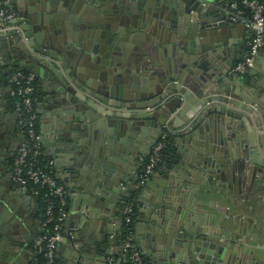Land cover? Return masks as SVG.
I'll use <instances>...</instances> for the list:
<instances>
[{
    "label": "water",
    "instance_id": "1",
    "mask_svg": "<svg viewBox=\"0 0 264 264\" xmlns=\"http://www.w3.org/2000/svg\"><path fill=\"white\" fill-rule=\"evenodd\" d=\"M71 1L76 0H48V3L67 4ZM81 1L89 2L90 5L97 4L96 0ZM162 1L159 2L162 11L174 13L170 5L178 8L181 0ZM185 1L191 3L190 20L192 13L199 18L200 27H197L196 20L193 24L195 30L202 31L206 14L216 10L215 6L206 5L203 0ZM234 1L221 0L222 20L233 13L230 6ZM29 2L33 5L36 3L34 0ZM49 7L39 11L37 18L29 14V8L19 12L16 22L22 25L24 33L0 34V264H27L26 258L30 253L39 254L34 249L33 241L42 233V230L34 231L32 226L37 222L31 221L29 215V206L33 208L36 205L35 198L27 188L14 180L13 171L7 172L4 165L9 152L28 143L20 133L18 124L24 112L12 110L10 101L12 87L9 83L21 72H31L40 77L44 90L41 102L45 103L44 107L51 109L54 116L65 115L71 121L65 127L71 131L69 138L59 135L51 140L71 162L74 161L64 167L65 173L56 174L57 178L70 192L81 188L83 194L79 199V207L74 208L78 209L77 214L70 217L76 218V223L70 230L64 229L66 244L64 246L59 243L57 247V251L68 248L69 260L63 264H89L92 254L102 255L103 264H106L110 255L106 248L110 234L108 228L115 212L121 211L119 224H122L124 208L130 203H135L138 209L135 224L149 222L148 227L154 229L150 224L165 221V236L170 241L168 244L164 243L165 237L154 238L151 235L149 240L145 239L142 243L140 234L136 232L137 243L148 250L143 253V256L150 259L148 264L222 262L227 251L222 241L224 238L219 240V236H212L205 230H193L192 218L185 219L175 209L179 201L174 202L167 194L152 199L148 196L151 191L148 185L137 188L136 184L143 172L144 159L158 140L153 128L158 129L160 112L166 108L168 112L176 113L174 126L183 131L176 134L169 132L176 139L172 137L169 142L168 149L172 153L162 165L168 175L174 173L175 178L182 182L184 180L183 192H190L197 184V174L200 173L198 161L191 157L194 150L198 149L197 135L203 132L202 125L206 123L213 128V135L218 137L222 123L230 120H239L248 127L245 149L256 167L255 177L261 178L258 184H261L264 180V76L257 84L254 79L245 81L239 73H235L233 77L236 79L231 90L225 84L218 94L211 95L204 93L203 89L200 91V88L190 86L183 79L181 71L178 74L168 71L160 76L156 71L148 72L147 80H143L140 85H137L135 78V88L132 89L135 98H131L130 84L124 81L130 77L129 74L125 72V79L119 78L120 83L125 85H113L111 78L107 80L104 76H98L97 70L92 72L97 69L95 62L99 58L95 50H79L76 46L82 40L66 30L60 16L48 15L46 12L55 11ZM35 9L39 10L40 7ZM230 20L233 22V19ZM135 53L143 58L142 47L136 48ZM259 53L262 54L263 49ZM84 54L92 59V63L84 60ZM180 119L183 122H178ZM196 121L199 126L193 125ZM108 123L114 125V130H119V142L112 146V134H109L104 144L99 147L94 144L90 146L87 138L92 136L91 132L104 133L105 124ZM125 142L127 150L124 151L122 144ZM109 148L111 151H106ZM59 162L56 160L57 166ZM125 181L129 193L127 195L122 190V182ZM135 195L132 202H128ZM146 197L150 202L146 201ZM74 202L72 200V204ZM113 204L120 206L119 209L109 210ZM120 225L115 226L116 233ZM134 231L135 227L132 234Z\"/></svg>",
    "mask_w": 264,
    "mask_h": 264
},
{
    "label": "crops",
    "instance_id": "2",
    "mask_svg": "<svg viewBox=\"0 0 264 264\" xmlns=\"http://www.w3.org/2000/svg\"><path fill=\"white\" fill-rule=\"evenodd\" d=\"M34 1L36 3L33 5L29 0H10L9 5L17 15L29 8V14L35 18L37 13L44 11L47 6L54 8L56 13L55 11L46 13L60 16L66 30H70L75 38L79 37L82 40L76 47L79 50L93 49L98 55L99 58L95 62L97 69H93L92 72L97 70L98 76H104L107 80L111 78L110 82L113 85L120 83L119 78H124L125 72L129 74L130 77L124 78V81L127 80L130 84L129 97L131 98H135L132 90L135 88L133 86L135 78L136 82L138 81L137 85H140L143 80H147L148 72L155 71L159 76L165 75L168 71H174L177 74L181 71L183 79L190 86L200 88V91L203 89L204 93L211 95L218 94L224 89L225 84L228 90H231L236 79L233 75L237 73L234 67L247 57L249 43L253 36L252 30L241 18H234V13L222 20L221 0H203L206 5H214L216 10L206 14L201 33L196 31L193 25L197 20V27H200L199 18L192 13V20H190L191 3L185 0L178 3V8L173 4L170 5L174 13L162 11L161 5L159 6V2L163 3L162 0H96L97 4L94 5L81 0L67 4L48 3V0ZM35 7L40 9L36 10ZM230 19H233V22ZM52 22H55L54 19ZM138 47H142L143 58L135 53ZM86 56L84 54V60L92 63V59ZM255 59L247 72L240 75L245 81L254 79L255 83L259 84L264 76V48L263 53H259L258 58ZM38 80L41 91H44L40 77ZM120 84L125 85L123 82ZM44 106L45 103L40 102L38 111L41 116L45 154L54 160L55 174H63L64 167L69 165L71 159L66 157L51 140L59 135L70 137L71 131L65 127L71 121L65 115L54 116L52 110ZM160 113L157 120L158 129L153 128L158 138L164 130L172 134L183 131L174 126L176 113L168 112L167 108ZM178 122H183V119ZM105 125L104 133L91 132L92 136L87 138L90 146L94 144L99 147L104 144L105 138L110 137L109 134H112V146L119 142L121 137L119 130H114L113 124ZM193 125L199 126L197 121ZM246 126L239 120L223 122L216 137L213 135V128L208 127L206 123L202 125L204 130L197 135L198 149L194 150L191 157L192 160L198 161L197 168L200 173L197 174V184L190 192H183L184 180L182 182L175 178L174 173L168 175L162 165V162L167 161V156L172 153V150L168 148L162 153L154 175L146 184L151 188L148 196L152 199L167 194L174 202L179 201L175 209L178 214L181 212L185 219L192 218L193 230H205L212 236H219V240L224 238L222 241L227 251L222 262L218 264H264V180L258 184L261 178L255 177L256 167L250 161L245 149L248 143V127ZM173 137L175 140L176 136ZM126 142L129 143V141ZM126 142L122 144L124 151L127 148ZM100 148L103 150L102 146ZM56 160L60 161L58 166ZM71 163L74 161L72 160ZM178 184L181 185L178 186ZM126 185V181L122 182V190L127 195L129 193ZM130 187L133 189V186ZM75 190L70 192L68 189L69 214L65 222L67 230L76 223V218L70 217H75L77 214L78 209L74 210V208L79 207V199L83 195L81 188ZM135 197L136 195L133 198ZM72 200L75 201L73 204ZM146 201L150 202V199L146 197ZM113 205L109 207V210L113 208L117 210L120 207ZM29 207L31 221L37 222L32 227L35 232H39L42 229V217L37 211V205L33 208ZM137 214L136 207V218ZM121 216V211L115 212V217L112 218L113 221L108 228L110 234L106 245L110 252L109 256L119 259V248L112 239L116 232L115 226L120 225ZM148 224L149 222L134 224V243L142 254L148 250L141 248L137 243L136 232L140 234L142 243L145 239L149 240L151 236L162 239L165 237V244L170 242L168 236H165V221L150 224L154 226V229L149 228ZM62 244L65 246V238ZM153 254H151L152 257ZM68 255L67 247L56 250V264H63L69 260ZM37 257L38 255L30 253L26 258L27 264L36 263ZM144 259V264H148L150 259L146 255ZM89 262H91L89 264H103V256L92 254Z\"/></svg>",
    "mask_w": 264,
    "mask_h": 264
},
{
    "label": "built area",
    "instance_id": "3",
    "mask_svg": "<svg viewBox=\"0 0 264 264\" xmlns=\"http://www.w3.org/2000/svg\"><path fill=\"white\" fill-rule=\"evenodd\" d=\"M10 0H0V34L9 35L14 32L24 33L23 27L16 22L18 15L10 8ZM231 9L235 15L234 18H241L246 26L252 30L253 36L249 43L247 57L238 62L234 70L239 74H245L253 65L255 57L264 48V3L261 0H241L234 1ZM18 73L14 82L18 85L16 89L12 88L11 95H20L22 107H18V111L29 115L28 121L30 128L28 129L29 140L34 142L33 151H29L27 143H23L17 150L13 160L14 180L22 187L27 188L30 184H36L40 187H46L48 193L44 196L46 206L44 209V218L42 219V233L35 238L33 246L39 253H43L46 259L45 264H56V250L59 243H62L65 235V222L69 214V191L65 184L58 180L55 175V162L50 159L45 165H38V157L42 154L43 136L38 133L33 125L38 114L33 111V98L37 76L34 73H28L24 82L19 80ZM22 124V120H21ZM166 143L164 140L157 141L150 152L149 161L144 164L143 172L136 184L137 188H141L154 175L158 163L162 156V150ZM29 190V189H28ZM29 193L35 198L39 195V191L30 188ZM51 197H56L59 202V211L55 214V203ZM67 206V207H66ZM134 213V204L130 203L124 208V219L126 222L132 221ZM53 223V228L45 233L49 224ZM133 234L124 243V250L133 248V252L129 255L132 264H144L145 259L142 252L135 246ZM114 256H108L106 264H115Z\"/></svg>",
    "mask_w": 264,
    "mask_h": 264
},
{
    "label": "trees",
    "instance_id": "4",
    "mask_svg": "<svg viewBox=\"0 0 264 264\" xmlns=\"http://www.w3.org/2000/svg\"><path fill=\"white\" fill-rule=\"evenodd\" d=\"M236 1L240 2L241 0H236ZM261 1L264 3V0H261ZM28 73L29 72H21L19 77H18L19 80L24 82L25 78L23 76H26ZM33 84L35 86L34 93L32 94L33 111L38 114L37 119L34 121L33 127L38 133L42 134L41 116H40V113L38 111V105L41 102V98H42L41 97L42 91H41L40 82L38 80V77L36 78V81H34ZM12 85H13L14 89H16L18 86L15 82H13ZM10 101H11L12 110H17L18 107H22V104H21L22 99H21L20 95H18L17 93L10 95ZM28 117H29V115L27 113H24V115L21 116L20 119L22 120V124L20 126V133L24 136V138L28 142L27 146H28L29 151H33L34 142L32 140L31 141L29 140V134H28V129L30 128ZM172 137L173 136L167 130H164V132L161 133V135L159 136L157 141L164 140L166 143L165 147L162 150V153L165 150H167V148L169 146V142L171 141ZM43 145L44 144L42 142V154L38 157V162H37L38 165H40V166L45 165L47 162H49L50 159H52L50 156L45 154V150H44ZM149 157H150V155H148L146 157L144 164H146L149 161ZM30 188H35L39 191V195L35 196V200H36V205H37V211L42 216V219H43L44 218V209L46 206V200H45L44 196L48 193V190L46 187H40L39 185H36V184H30L28 186L29 191H30ZM133 197L134 196L130 197L128 202H132ZM51 199H53V201L55 203L54 211H55V214L57 215V213L59 211L58 199L56 197H51ZM135 221H136V207L134 206V213L132 214V221L126 222V220L123 219V222L119 227L118 233L115 232L113 239H112L114 244L118 246L119 252H120L118 254L120 256V259L115 257V259H116L115 264H132L131 260L129 259V255L133 252L134 249L131 248V249L125 251L124 250V243L128 240L129 236L132 234ZM52 228H53V223L48 225L47 229L45 230V233H47V231L52 230ZM45 261H46V259L44 257V254L39 253L38 257H37V262L34 264H45Z\"/></svg>",
    "mask_w": 264,
    "mask_h": 264
},
{
    "label": "flooded vegetation",
    "instance_id": "5",
    "mask_svg": "<svg viewBox=\"0 0 264 264\" xmlns=\"http://www.w3.org/2000/svg\"><path fill=\"white\" fill-rule=\"evenodd\" d=\"M13 82L14 81L12 80L9 83V86H11L12 88H13V85H12ZM18 124L21 126V119L19 120ZM17 150H18V148H16L13 152H9L7 154V159L5 160V163H4L5 168L7 169V172H12L13 171V160H14V157H15V155L17 153ZM144 162H145V159H144Z\"/></svg>",
    "mask_w": 264,
    "mask_h": 264
}]
</instances>
